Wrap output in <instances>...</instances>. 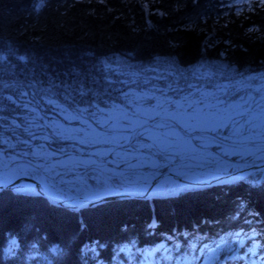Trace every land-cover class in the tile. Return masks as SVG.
Listing matches in <instances>:
<instances>
[{"label": "snow or ice", "instance_id": "obj_1", "mask_svg": "<svg viewBox=\"0 0 264 264\" xmlns=\"http://www.w3.org/2000/svg\"><path fill=\"white\" fill-rule=\"evenodd\" d=\"M254 8L264 10V0L249 10ZM233 72L215 61L186 68L159 57L153 67L112 69L108 59L97 58L57 71L37 65L28 52L0 47V191L12 184L11 175L27 174L39 180L35 194L54 205L92 206L108 194L129 198L155 188L180 198L210 182L226 183L225 177L241 179L228 170L241 165L224 162L255 157L264 163V76L238 73L236 79ZM243 167L258 165L245 160ZM162 168L176 181L150 185ZM234 237L231 244L220 237L200 250L264 264V234L253 228ZM50 251L63 255L59 245ZM13 255L12 248L5 250V259Z\"/></svg>", "mask_w": 264, "mask_h": 264}, {"label": "trees", "instance_id": "obj_2", "mask_svg": "<svg viewBox=\"0 0 264 264\" xmlns=\"http://www.w3.org/2000/svg\"><path fill=\"white\" fill-rule=\"evenodd\" d=\"M39 2L0 0V47L28 52L49 70L97 58L108 59L112 69L153 67L159 57L186 68L215 61L233 69L236 79L238 73L264 75V10H249L256 0H45L37 11ZM261 185L264 171L231 187L180 198L114 201L80 213L41 197L1 191L0 264H142L145 251L161 242L174 260L204 244L211 248L220 237L231 244L236 232L243 235L253 223L249 233L255 228L264 234ZM184 228L209 233H179ZM203 240L208 241L197 246ZM54 245L63 255L51 253ZM7 246L14 255L5 259Z\"/></svg>", "mask_w": 264, "mask_h": 264}, {"label": "water", "instance_id": "obj_3", "mask_svg": "<svg viewBox=\"0 0 264 264\" xmlns=\"http://www.w3.org/2000/svg\"><path fill=\"white\" fill-rule=\"evenodd\" d=\"M258 165V168H253V167H247V168H243L237 172H234L235 175H238V176H242L241 174L243 172H246V173H252L254 171H258L260 169H263L264 168V163H259V164H256ZM166 178H171V179H174L176 181V176L174 175V172L172 171H167V172H163V174H159L157 177H155V179H153L150 183V185H154L156 180H159V182L161 183L164 179ZM228 183L231 181L230 178L228 177H225L224 178ZM39 182L30 178L29 176H21V177H17L15 178L13 181H12V184H9L7 185V187L5 189H8V190H12V191H15L17 188H24V189H31L33 191H36V192H40V188H36L35 185H37ZM218 183L216 182H210V185H216ZM219 184H224V183H219ZM13 185H15L16 187H13ZM154 190L155 188H153L152 190L148 191L146 194L144 195H138V196H132V197H129V198H121V197H118V196H115V195H108L104 198V200L102 201H98L95 205L97 204H100V203H103V202H108V201H113V200H123V199H148L150 197H152L154 195ZM44 198H47V195H44L43 196ZM49 201V200H48ZM50 202V201H49ZM51 203V202H50ZM52 204V203H51ZM95 205H92V206H88L87 204H80L78 201H75V206H73V203L72 202H69V201H64L63 205L61 204H55V206H59V207H63V208H66L68 210H73V211H80V210H83V209H86V208H90V207H93Z\"/></svg>", "mask_w": 264, "mask_h": 264}, {"label": "rangeland", "instance_id": "obj_4", "mask_svg": "<svg viewBox=\"0 0 264 264\" xmlns=\"http://www.w3.org/2000/svg\"><path fill=\"white\" fill-rule=\"evenodd\" d=\"M262 76H264V75H262ZM58 119H59V122H60V123H63L62 118H58ZM98 147H99V146H98ZM232 159H234L235 161L232 160ZM240 160H241V159H240L239 157H230V158H228L227 160H225L224 163H225L226 165H231V166L241 165V167H243V164H244V163H241ZM244 160H247V161H250V160H251V161H253V160H254V161H259V160H256L255 157H245ZM5 163H6V162H5ZM8 166H9V167H12L11 164H9ZM0 169L3 170V164H0ZM234 169H235V167H230L228 170L231 171V170H234ZM1 170H0V171H1ZM157 173H158V171L156 172V174H157ZM17 174H19V173H17ZM156 174H155V175H156ZM150 179H152V178H150ZM150 179L148 180V182L150 181ZM192 257H193V256H192ZM181 261H183L184 264H192V263L194 262L193 260L190 261L189 259H185V260H181ZM181 261H180V262H181ZM214 262H215V258H214V257H210V258H208V259L206 258V259L202 260L201 263H200V262H199V263H200V264H214Z\"/></svg>", "mask_w": 264, "mask_h": 264}, {"label": "bare ground", "instance_id": "obj_5", "mask_svg": "<svg viewBox=\"0 0 264 264\" xmlns=\"http://www.w3.org/2000/svg\"><path fill=\"white\" fill-rule=\"evenodd\" d=\"M37 180H38V179H37ZM167 181H170V180H166V181H164L163 183H165V182H167ZM163 183H161V184H163ZM156 192L159 193V194L162 193L161 191H159V190H157V189H156ZM6 249H9V247L7 246Z\"/></svg>", "mask_w": 264, "mask_h": 264}]
</instances>
